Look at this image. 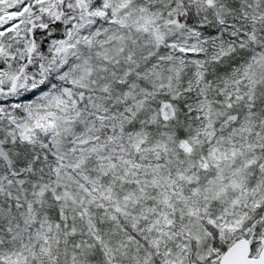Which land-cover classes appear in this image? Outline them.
<instances>
[{
	"label": "snow or ice",
	"instance_id": "obj_1",
	"mask_svg": "<svg viewBox=\"0 0 264 264\" xmlns=\"http://www.w3.org/2000/svg\"><path fill=\"white\" fill-rule=\"evenodd\" d=\"M0 264H264V0H0Z\"/></svg>",
	"mask_w": 264,
	"mask_h": 264
}]
</instances>
